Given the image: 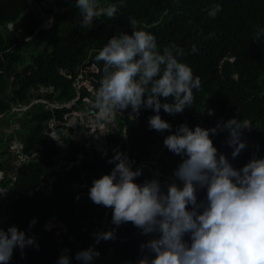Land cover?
Instances as JSON below:
<instances>
[{"label":"trees","instance_id":"obj_1","mask_svg":"<svg viewBox=\"0 0 264 264\" xmlns=\"http://www.w3.org/2000/svg\"><path fill=\"white\" fill-rule=\"evenodd\" d=\"M57 1L61 2L58 5L63 13L55 16L53 27L41 31L37 36L39 41L24 43L22 38L31 35L43 20L38 13H31L29 19L23 18L27 11H32L28 0H0V27H3L0 31V114H4L3 121L13 116L14 122L21 124V129L7 134V140L3 141L7 151L0 157L6 155L9 158L0 160V171H14L9 150V143L14 139L23 144L20 155L28 158L17 170L16 181L6 198L9 201L7 207L3 208L5 203L0 201V218L6 219L2 223L4 227L16 225L18 230L25 231L26 236H33L39 245L26 246L22 251L15 248L8 264H55L63 246L71 249L72 264H80L74 259L75 253L89 246L100 252L92 264L136 262L145 254L151 257L154 254L147 249L142 252L140 245L153 236L142 234L141 229L131 222L119 226L112 224V209L89 198L92 181L111 171L114 163L108 160L115 151H120L129 157L133 170L141 162L148 161V167L135 178L137 183L155 178L165 191L169 183L182 185L178 178L168 179L175 178L173 171L182 157L163 144L164 137L175 132L182 123L194 129L197 125L211 128L217 122L223 123L233 117L248 121L249 127L242 129L240 136L245 148L235 158L231 155L233 146L227 143V129L218 130L214 135L210 133L213 144L218 154L225 155L236 168L246 164L253 155L264 157V42L252 40L257 27H264V0H125L124 13L113 21L116 29L109 22L102 21L95 31L87 33L86 37L96 42L107 41L121 31L130 34L129 18H134L138 29L156 36L160 49L175 44L184 50L179 59L192 67L194 74L200 77L201 86L199 90H193V104L183 112L170 115L161 109V118L172 125L163 133L149 129L148 117L154 113L151 109L141 108L133 118L119 117L120 132L124 130L126 137L120 136L112 149L107 148L106 155L94 153L95 135L86 138L84 152L81 142L73 141L71 137L64 140L70 149L65 161L67 165L73 163L69 170L56 166L55 157L60 147L49 137L52 129L45 123L53 117L62 122L67 110L51 112L41 104L28 115L15 119L16 114L11 116L10 113L12 103L28 100V85L21 82L22 86L15 85L8 93L7 76L1 72V69L8 71L15 64L23 63L26 48L31 49L33 45L37 48L33 49L32 65L25 69L26 72L32 71L27 83L34 80L54 86L53 95L47 98L58 102H68L78 96L73 81L61 70L72 69L86 57L90 40L85 36L76 38L74 34L82 28L75 19L77 8L73 1ZM216 3L221 5V10L213 18L207 13ZM50 14L51 11L47 18ZM20 19L24 20L22 33L10 32L7 24ZM193 45L196 52L191 50ZM89 95L82 91L79 106L85 105L83 100ZM161 100L164 102L170 98ZM3 127L4 123L0 121V130ZM2 137L0 134V141ZM154 151L158 152L157 157ZM82 154L85 157L82 164L75 165ZM50 181L51 187L48 185ZM12 182L5 177L1 186L7 187ZM205 196L206 189L197 192L198 201ZM55 215L67 228L60 237L44 228L46 220ZM33 218L36 222L29 228ZM111 229L115 230L114 239L95 242L96 233ZM185 239L189 238L186 236ZM110 253L111 256H107ZM100 257L103 259H98Z\"/></svg>","mask_w":264,"mask_h":264},{"label":"clouds","instance_id":"obj_2","mask_svg":"<svg viewBox=\"0 0 264 264\" xmlns=\"http://www.w3.org/2000/svg\"><path fill=\"white\" fill-rule=\"evenodd\" d=\"M72 1L77 8L75 19L82 28L74 33L76 38L86 37L87 33L95 31L102 21L109 22L116 29L117 25L113 21L118 20L126 8L125 0ZM28 3L32 11H27L23 18L29 19L31 13H38L43 23L31 35L22 38L24 43L39 41L38 34L50 30L55 23V16L63 13L58 5L61 2L57 0H28ZM220 10L221 5L216 3L207 14L214 18ZM50 11L51 14L47 18ZM10 23L13 24V30L8 29L9 23L7 29L20 35L24 20ZM129 24L132 29L130 34L121 31L107 41L96 42L86 37L90 40L86 57L72 69L61 70L65 77L73 81V87L78 93L71 101L58 102L47 98L55 91L52 85L34 80L28 84L32 71L26 72L25 69L32 65V62L27 65L24 62L15 64L8 71L1 69L7 76L8 93L14 90L15 85L22 86L21 82L28 85V100L12 103L10 113L11 116L16 114L15 119L28 115L33 108L39 106V102L51 112L67 110L62 122L55 117L45 122L52 129L49 137L60 147L59 154L55 157L58 168L67 167L66 170H69L73 166V163L67 165L65 161L70 149L64 144V140L69 137L73 141L81 142L84 152L83 144L86 143V138L95 135L94 153L106 155L107 148L112 149L117 140L104 149L102 144L97 142V134H110L109 127L116 124L115 114L118 112L122 113L130 108L131 112L127 116L133 118L141 108L151 109L154 114L148 117V127L163 133L171 129L172 125L161 118V109L165 113L175 115L193 104V90H199L201 80L189 64L179 59L184 55V50L175 44L160 49L156 36L150 31L138 29L136 19L130 17ZM155 24L149 26L154 27ZM0 31H3L2 26ZM252 40L264 42V27H257ZM31 48L37 47L32 45ZM29 50L26 48V55L30 53ZM191 50L196 52V46L193 45ZM81 74H85L82 79L89 84L79 88L77 83ZM84 90L90 95L84 98L85 105L79 106ZM90 98L93 105L91 109H87L86 99ZM161 98L170 100L162 102ZM92 109L95 111L94 115L89 114ZM76 113L87 117L86 120L84 121L82 116L74 117L73 114ZM3 115L0 114L1 117H4ZM97 119L104 121L103 125H100ZM16 123L18 127L14 131L21 129V124ZM248 124V121L235 117L223 123L217 122L211 128L197 125L193 129L182 123L175 132L166 135L163 144L169 151L182 157L173 171V175L182 185L169 183L166 191L155 178L143 183L135 181L142 173V169L138 167L143 165L147 168V160L133 170L126 153L114 152L108 160L109 163H114V167L109 173L92 181L88 191L89 198L98 205L112 209V224L119 226L131 222L141 229L142 234L153 236L140 245L142 252L147 249L153 256L145 254L136 262L127 261L123 264H264V157L257 158L253 155L246 164L236 168L225 155L218 154V149L210 137V133L214 135L218 130L227 129V143L233 146L231 155L235 158L245 148L240 136L241 130L248 128ZM57 136L61 145L57 144ZM120 136L126 137L124 130L120 132L118 139ZM15 140L16 147L22 150L23 144L18 139L9 143V150H13L12 144ZM11 153V160H14L13 156L18 155L15 159L16 167L12 164L14 171H0V184L6 172L13 180L0 191V194L4 193L0 199L5 203L3 208H6L9 202L6 198L16 181L18 168L28 160L20 155L21 151L15 155L13 151ZM154 155L157 157L158 152L154 151ZM79 159L75 165L82 164L84 155H80ZM57 162H62L65 166L59 167ZM133 162L136 163L135 160ZM52 181L48 183L49 187ZM200 189H206V196L198 201L197 192ZM55 217L57 222L63 225L58 221L57 215ZM4 220L6 219L0 218V264H8L15 248L22 251L26 246L39 247L33 236H26L25 231L18 230L16 225L4 227ZM35 222L33 218L29 222V228ZM44 228L51 232L48 230V223ZM53 232L60 237L57 230ZM114 233V229L96 233L95 242L114 239ZM186 236L188 240L185 239ZM70 252V248L63 246L55 264H72ZM99 255L97 249L89 246L76 252L74 259L80 264H92L94 258ZM107 256L110 257L111 253Z\"/></svg>","mask_w":264,"mask_h":264},{"label":"rangeland","instance_id":"obj_3","mask_svg":"<svg viewBox=\"0 0 264 264\" xmlns=\"http://www.w3.org/2000/svg\"><path fill=\"white\" fill-rule=\"evenodd\" d=\"M76 19H77V17H76ZM34 48V47H33ZM30 54L29 55H25L24 56V58H25V61H24V64L25 65H27L28 63H30L31 62V59H32V57H33V55H34V51H33V49L31 48L30 50ZM27 52V51H26ZM29 53V52H28ZM87 73V69H86V71H85V74ZM84 74V75H85ZM84 75H79V77H78V86H79V88L82 86V85H88L89 84V82L88 81H85V80H83L82 78H83V76ZM90 89H92V88H90ZM94 94H95V92H93ZM86 102H87V109H91V106L93 105V101H92V99L90 98V99H86ZM52 104V103H51ZM53 106H55L54 104H53ZM65 106V105H64ZM56 107V106H55ZM70 107V106H69ZM74 115V117L75 116H82L81 115V113H76V114H73ZM86 118L87 117H85V116H82V119L85 121L86 120ZM4 120H6V121H3V117H1L0 116V121H2L3 123H4V126L5 127H3L2 128V130H0V134H3V137H2V141H0V155H2V153H4V152H6L7 151V149H6V143H4L3 141H6L7 140V138H8V136H7V134L8 133H10L11 131H14L17 127H18V124L17 123H13V118H5ZM6 132V133H5ZM16 140L13 142V144H12V149L13 150H11V151H13V153H14V155L15 154H19V152L21 151L20 149H19V147H16ZM19 145V144H18ZM11 149V148H10ZM17 157H18V155H17ZM17 157L16 156H13V159L15 160V159H17ZM7 158H6V155H4L3 157H0V160H6ZM20 160V159H19ZM23 160V159H22ZM19 162L17 161V164H18ZM57 165L59 166V167H63V166H65V164L64 163H62V162H57ZM144 168V167H143ZM177 178V177H176ZM2 190H4V188L3 187H1V184H0V191H2ZM4 195V193H2V194H0V199L2 198V196ZM6 196V195H5ZM46 223H48V225H50V228H48V230H51V232H53L54 230H57L58 232H59V235L61 236V234H63V233H66V231H67V229L63 226V225H61V224H59L58 222H57V219H56V217L55 216H51V217H49L47 220H46ZM45 223V224H46Z\"/></svg>","mask_w":264,"mask_h":264},{"label":"flooded vegetation","instance_id":"obj_4","mask_svg":"<svg viewBox=\"0 0 264 264\" xmlns=\"http://www.w3.org/2000/svg\"><path fill=\"white\" fill-rule=\"evenodd\" d=\"M130 112H131V109L127 108V109L123 110L122 113L118 112L115 114L116 124L111 125L109 127V130L111 131L110 134H102V133L97 134V142H100L104 149L108 145H112L116 140H118V136L120 134L119 117L123 116V115H128ZM10 163L15 165V167H16V160H11ZM12 167L14 168V166H12ZM5 177H8L10 179L9 174L7 172L5 173Z\"/></svg>","mask_w":264,"mask_h":264},{"label":"water","instance_id":"obj_5","mask_svg":"<svg viewBox=\"0 0 264 264\" xmlns=\"http://www.w3.org/2000/svg\"><path fill=\"white\" fill-rule=\"evenodd\" d=\"M8 29L10 30V31H12L13 30V24L12 23H9L8 24ZM89 114L90 115H94L95 114V111L92 109V110H90L89 111ZM112 119H114V118H112ZM97 121H98V123L100 124V125H103V123H104V121H99L98 119H97ZM58 137V136H57ZM57 140H58V145H61L62 143H61V141L59 140V137L58 138H56ZM63 152H64V150H62L61 151V154H63ZM155 155H157V153L155 152ZM137 169V168H136ZM158 175H160V176H162V177H164L165 175L163 174V173H161V172H159V171H157L156 172ZM169 180H175V179H177L176 177L175 178H172V177H169L168 178ZM6 192H8V190H6Z\"/></svg>","mask_w":264,"mask_h":264},{"label":"bare ground","instance_id":"obj_6","mask_svg":"<svg viewBox=\"0 0 264 264\" xmlns=\"http://www.w3.org/2000/svg\"><path fill=\"white\" fill-rule=\"evenodd\" d=\"M37 105H40V102H39ZM34 107H35V106H34ZM133 163L135 164V162H133ZM138 168H139V169H143V165H140Z\"/></svg>","mask_w":264,"mask_h":264}]
</instances>
